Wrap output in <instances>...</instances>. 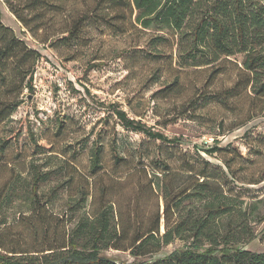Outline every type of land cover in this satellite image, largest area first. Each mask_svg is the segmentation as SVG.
Here are the masks:
<instances>
[{
    "label": "rangeland",
    "instance_id": "obj_1",
    "mask_svg": "<svg viewBox=\"0 0 264 264\" xmlns=\"http://www.w3.org/2000/svg\"><path fill=\"white\" fill-rule=\"evenodd\" d=\"M0 12V22L25 47L42 55L32 68V92L26 80L0 85V108L5 106L0 110V239L6 245L48 248L63 243V232L73 226L76 213L91 210V196L76 213L68 203L83 178L91 179L90 150L96 144L104 182L138 167L158 172L160 163H165L172 171L183 172V162L198 168L204 160L223 169L229 164L235 174L230 176L234 190L252 200L264 198V100L252 97L242 86L227 91L238 78L239 55L222 60L221 71L215 74L208 67L181 69L175 64L176 47L171 40L158 46L164 55L154 58L148 54L153 31L129 27L124 35L114 34L99 16L83 25L76 42L47 46L39 32L37 38L23 27L5 0H0ZM60 20L61 14L53 22L57 25ZM11 64L7 61V69ZM10 102L18 106L2 118ZM110 104L177 142L169 144L121 128L110 115ZM59 119L63 123L57 127ZM111 143L121 158L118 162ZM212 146L220 150L213 155L204 152ZM34 165L51 171L37 191L40 204L36 207L45 210L40 217L29 215ZM10 184L14 194L3 203L1 195ZM56 185L58 194L48 196ZM259 207L263 214L264 206ZM263 226L264 220L254 223L255 236L242 247L264 252ZM183 246V241L174 240L145 258L114 249L102 254L117 264H148Z\"/></svg>",
    "mask_w": 264,
    "mask_h": 264
},
{
    "label": "trees",
    "instance_id": "obj_2",
    "mask_svg": "<svg viewBox=\"0 0 264 264\" xmlns=\"http://www.w3.org/2000/svg\"><path fill=\"white\" fill-rule=\"evenodd\" d=\"M5 3L27 31L35 37L39 32L47 46L76 42L83 25L99 16L114 34L124 35L129 27L153 31L148 54L154 58L164 55L158 46L171 40L176 47L175 64L181 69L208 67L215 74L221 71L222 60L239 55L238 78L227 91L231 93L242 86L252 97L264 100L261 0H5ZM59 14L62 22L56 21L55 25L53 19ZM40 57V53L25 47L0 22V85L26 80L25 86L32 92V68ZM7 61L12 63L11 69H7ZM99 64H90L87 69ZM9 104L2 118L18 106V102ZM108 107L121 128L169 144L177 142L175 137L169 138L129 118L116 104ZM62 123L59 119L57 127ZM111 150L115 161H120L115 143H111ZM218 150L212 146L204 152L213 155ZM183 164V172L172 171L167 164L160 163L161 171L150 173L138 167L124 177H108L104 182L100 146L96 144L90 150L91 179L83 178L75 198L68 203L76 213L91 196V210L76 213L73 226L63 232V243L55 247L22 248L6 245L0 239V264H117L102 252L114 249L128 251L133 258H145L160 253L174 240L183 241L184 246L148 264H264V252L242 247L255 236L253 224L264 220V213L259 212L264 198L252 200L251 196L234 190L230 176L235 178V174L229 164H225V169L204 160L198 168L188 162ZM50 173L33 166L31 217L44 216L45 210L36 207L40 204L37 191ZM182 175L185 178L177 182ZM98 181L101 182L97 189ZM116 186H120L119 190ZM59 188L53 187L48 196L58 194ZM11 194H14L12 184L5 188L1 201L7 202ZM260 239L264 243V226Z\"/></svg>",
    "mask_w": 264,
    "mask_h": 264
}]
</instances>
